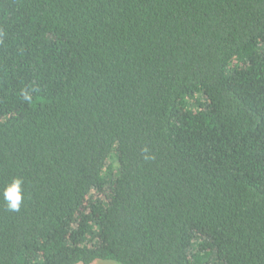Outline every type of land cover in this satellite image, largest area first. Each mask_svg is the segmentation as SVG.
Masks as SVG:
<instances>
[{
    "label": "trees",
    "instance_id": "obj_1",
    "mask_svg": "<svg viewBox=\"0 0 264 264\" xmlns=\"http://www.w3.org/2000/svg\"><path fill=\"white\" fill-rule=\"evenodd\" d=\"M98 260L264 264V0H0V264Z\"/></svg>",
    "mask_w": 264,
    "mask_h": 264
},
{
    "label": "clouds",
    "instance_id": "obj_2",
    "mask_svg": "<svg viewBox=\"0 0 264 264\" xmlns=\"http://www.w3.org/2000/svg\"><path fill=\"white\" fill-rule=\"evenodd\" d=\"M28 97L26 96L25 99ZM22 183L20 178H14L3 190V197L10 211H19L22 201Z\"/></svg>",
    "mask_w": 264,
    "mask_h": 264
},
{
    "label": "rangeland",
    "instance_id": "obj_3",
    "mask_svg": "<svg viewBox=\"0 0 264 264\" xmlns=\"http://www.w3.org/2000/svg\"><path fill=\"white\" fill-rule=\"evenodd\" d=\"M93 264H117V263L112 262V261H101V260H98V261H95Z\"/></svg>",
    "mask_w": 264,
    "mask_h": 264
}]
</instances>
